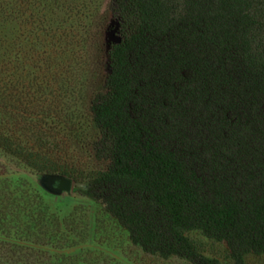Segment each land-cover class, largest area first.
<instances>
[{
	"label": "trees",
	"instance_id": "trees-1",
	"mask_svg": "<svg viewBox=\"0 0 264 264\" xmlns=\"http://www.w3.org/2000/svg\"><path fill=\"white\" fill-rule=\"evenodd\" d=\"M109 11L118 39L89 98L94 166L80 173L93 195L149 255L222 264L193 231L225 242L233 264L264 255V0H109ZM21 17L20 0H0V150L72 177L61 101L19 73ZM67 220L27 180L1 177L0 264H93L67 253L79 242Z\"/></svg>",
	"mask_w": 264,
	"mask_h": 264
},
{
	"label": "rangeland",
	"instance_id": "rangeland-1",
	"mask_svg": "<svg viewBox=\"0 0 264 264\" xmlns=\"http://www.w3.org/2000/svg\"><path fill=\"white\" fill-rule=\"evenodd\" d=\"M20 4L19 73L27 77L32 72L33 81L43 84L47 93L61 101L64 115L54 122L65 125L70 140L67 154L77 158L79 165L68 164V170L76 169L72 177L39 173L0 150V178L27 180L53 212L68 219V229L79 241L67 251L71 255L81 250L93 264H190L176 257L149 255L134 245L128 232L95 198L93 186L80 174L88 165L94 166L87 146L97 136L89 98L102 90L108 71L106 53L118 39L109 0H20ZM31 46L34 55L27 59L26 52ZM59 178L71 179L69 192L58 189ZM189 236L200 243L205 256L222 264H233L225 242L209 239L198 231L190 232ZM245 264H264V255H247Z\"/></svg>",
	"mask_w": 264,
	"mask_h": 264
},
{
	"label": "water",
	"instance_id": "water-1",
	"mask_svg": "<svg viewBox=\"0 0 264 264\" xmlns=\"http://www.w3.org/2000/svg\"><path fill=\"white\" fill-rule=\"evenodd\" d=\"M72 188V181L68 178H59L58 179V189L60 191L69 192Z\"/></svg>",
	"mask_w": 264,
	"mask_h": 264
}]
</instances>
